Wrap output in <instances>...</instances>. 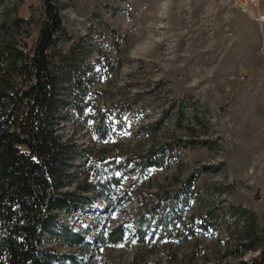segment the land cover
Instances as JSON below:
<instances>
[{"label": "rangeland", "instance_id": "1", "mask_svg": "<svg viewBox=\"0 0 264 264\" xmlns=\"http://www.w3.org/2000/svg\"><path fill=\"white\" fill-rule=\"evenodd\" d=\"M59 1L62 29L87 48L96 76L84 96L91 113L129 103L135 110L111 128L107 141L76 119L55 123L61 139L77 145L65 189L92 201L60 215L87 242L52 238L48 247L88 264H225L254 255H232L222 228L159 241L140 235L136 218L158 193L192 177L197 196L185 218L199 221L214 206L240 204L255 212L264 232V0ZM43 8V0H0V22L25 18V33L33 36ZM69 43L60 39L57 47ZM63 95L70 98L67 90ZM161 119L170 131L153 125ZM171 140L183 144L177 160L144 175L119 171L123 184L114 201L81 188L98 152L119 159ZM119 225L125 242L106 244L107 232Z\"/></svg>", "mask_w": 264, "mask_h": 264}, {"label": "trees", "instance_id": "2", "mask_svg": "<svg viewBox=\"0 0 264 264\" xmlns=\"http://www.w3.org/2000/svg\"><path fill=\"white\" fill-rule=\"evenodd\" d=\"M43 3V19L33 36L25 33V18L0 22V264H88L78 254L58 255L48 247L52 238L68 245L87 242L82 232L62 223L60 215L71 216L92 201L80 191L65 189L77 145L63 141L55 123L76 119L98 140L107 141L111 128L135 108L133 103L115 110L100 106L91 113L94 107L84 96L96 76L87 63V48L62 29L60 1ZM60 39L69 40L66 50L57 47ZM158 124L170 131L163 119L153 125ZM178 143L166 141L145 154L129 153L119 159L98 152L89 164L87 185L81 188L114 201L113 194L123 184L124 173L117 175L119 171L144 175L147 169L163 168L177 160L183 148ZM196 196L192 177L173 191L158 193L136 218V230L162 241L222 228L232 255L256 252L225 264H264V232L255 212L230 203L224 209L214 206L199 221L185 218ZM125 237V227L119 225L107 232L105 242L119 245Z\"/></svg>", "mask_w": 264, "mask_h": 264}, {"label": "built area", "instance_id": "3", "mask_svg": "<svg viewBox=\"0 0 264 264\" xmlns=\"http://www.w3.org/2000/svg\"><path fill=\"white\" fill-rule=\"evenodd\" d=\"M254 1V0H253ZM261 18H263V16H261Z\"/></svg>", "mask_w": 264, "mask_h": 264}]
</instances>
